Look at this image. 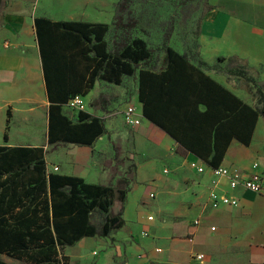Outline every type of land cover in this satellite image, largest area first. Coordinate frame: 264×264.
I'll use <instances>...</instances> for the list:
<instances>
[{"label":"trees","instance_id":"obj_1","mask_svg":"<svg viewBox=\"0 0 264 264\" xmlns=\"http://www.w3.org/2000/svg\"><path fill=\"white\" fill-rule=\"evenodd\" d=\"M135 3L119 1L113 25L120 33L112 46L109 24L35 20L51 103L48 143L92 148L106 134L105 122L84 111L71 118L64 107L74 96H87L97 82L119 86L125 78L138 76L144 118L176 141L179 151L219 168L234 139L250 146L259 119H264V82L249 79L254 85L252 108L206 76L201 69L207 68L205 62L192 66L188 53L166 45L168 63L158 71L148 44L131 35L138 25ZM7 4L0 0V8ZM236 61L241 60L220 58L219 64ZM217 91L225 99L221 101ZM10 118L8 111L6 142ZM46 155L44 148L0 147V255L28 264H67L65 247L84 238L108 239L125 227L123 212L137 167L129 166L115 185L89 184L83 178L49 173ZM119 164L125 165L123 159ZM116 204L120 207L114 213ZM95 214L104 215V221L95 224ZM0 264L9 263L0 259Z\"/></svg>","mask_w":264,"mask_h":264},{"label":"crops","instance_id":"obj_2","mask_svg":"<svg viewBox=\"0 0 264 264\" xmlns=\"http://www.w3.org/2000/svg\"><path fill=\"white\" fill-rule=\"evenodd\" d=\"M36 1L37 5L34 8L25 7L18 11L8 9L3 17L4 24L0 30V147L44 148L47 152L45 160L49 173L79 177L89 184L108 186L110 185L107 182L109 173L99 171L98 165L93 159V153L108 151L105 135L95 142L92 148L70 143L52 145L48 143L51 103L46 93L43 60L35 29V20L38 18H46L53 22L76 21L109 24L108 15H105L104 19H97L98 15L85 13L81 9V3L68 1L70 7H75V11L70 15L73 19L64 20L60 19L63 12L61 7L59 9L42 8L41 3L44 0ZM208 2L212 10L204 15L199 31L198 56L195 59H190L191 65L197 68L201 61L205 62L207 68L202 67L201 69L206 76L231 92L238 100L254 108L255 102L251 94L229 83L226 76L217 73L216 65L219 64L220 58L226 60L237 58L246 62L253 71L258 72L260 80L264 82V0H208ZM76 8L81 9L80 15H77ZM167 63L168 56L164 66L158 71L163 70ZM110 91L113 93L107 97L106 94ZM217 92L221 101L225 99L224 94L220 91ZM125 94L123 84L115 86L97 82L94 89L84 97L86 103L84 112L101 118L105 122L106 129L109 126L106 122L111 126V123L119 121L126 127L122 113L130 105L136 106V112L142 120L140 126L131 128L136 141L138 138L161 149L165 155L162 154L159 158L161 160L168 158L169 166L175 172H188L191 179L196 176L201 178V182L190 181L191 191L182 192L184 193L182 199L189 205H191L189 201H193L192 211H187L185 214L188 220L179 225L175 231L177 234L189 238V241L184 242L182 247L183 258L179 263L173 262L171 256L173 252L170 248V257L165 259L164 264H264V197L241 187L236 191L232 190L226 177L221 178L220 184L214 186L211 172L208 171L202 175L190 167V163L193 161L204 164L201 159L185 151H180L185 155L182 157L183 155L179 154L178 143L144 118L143 105L138 96L139 91L123 108L118 101H123L124 99L122 100L120 97L125 98ZM116 96L121 100H115ZM200 108L204 111L207 109L204 105H201ZM63 110H68L66 113L68 116L77 117V113L74 115L71 110L69 112L67 106ZM8 111L11 113V118L8 141L6 142L4 136ZM50 157L53 158L51 162H49ZM182 161L188 163L190 171L185 165L180 170ZM255 165L256 168H254ZM55 167L59 168L58 172L55 171ZM220 167L230 169L240 175L242 179L253 178L256 175L264 176L263 118H260L257 123L250 146L234 139L229 145ZM140 171L137 167L136 176H139ZM164 172L168 173V171ZM163 178L164 176H160L157 180L152 179L150 182L157 191L156 194H150L153 199H156L157 195L165 196L167 194L163 188ZM185 178L188 180L187 175ZM213 190L234 196L238 199L239 206L213 209L209 203V194ZM166 196L171 198L170 196L173 194L169 195L168 193ZM115 207H113V212L117 213L120 205L118 209ZM126 208L125 206L123 218L125 220L127 217L128 221L125 220V227L118 231V235L117 233L114 235V239L120 236L122 241H128L131 239L132 233L143 228L144 224L149 222L150 216L145 217L139 203L134 209L135 220H133V214ZM193 218L195 220L190 224V219ZM154 220L150 221L154 222ZM197 220L200 221L199 225L195 224ZM124 229H127V232L122 234ZM85 239L94 238H84L79 244ZM100 244L103 248L108 245L102 240ZM127 247L132 249V246L128 245ZM198 254L204 255L205 259L200 262L196 259Z\"/></svg>","mask_w":264,"mask_h":264},{"label":"rangeland","instance_id":"obj_3","mask_svg":"<svg viewBox=\"0 0 264 264\" xmlns=\"http://www.w3.org/2000/svg\"><path fill=\"white\" fill-rule=\"evenodd\" d=\"M6 1L8 2L7 7L4 6L0 9V30L4 24L3 17L8 9L18 11L25 7L31 9L37 5L36 0ZM68 1L81 3V9L85 13L98 15L99 18L96 16L97 19H104L105 15H108L107 19L112 27L108 40L111 46L114 45L118 36L116 34L120 33L113 25L120 0H44L41 7L49 9L51 7L59 9L61 7L63 12L61 17L59 16L60 19L70 20L73 19L70 15L75 11V7H70ZM208 8V0H136L133 10L138 25L131 32V35L135 38H141L148 44V48L153 51L154 63L152 65L155 64L157 69L162 68L166 62L167 55L164 52L166 45L177 52L188 53L196 58L198 55V31ZM81 9L76 8L77 15L81 14ZM166 33H170V40L166 39ZM228 64L229 62L218 64L217 73L226 76L229 83L234 84V87L238 89L246 90L253 98L251 89L254 88V85L249 82V79L253 78L261 82L259 73L253 71L244 61H236L232 65ZM234 65L243 67V70L231 71L230 68L228 69V67ZM137 78L138 76L125 78L122 83L126 96L125 98L120 97L124 100L118 102L123 108L131 102L132 97L138 94ZM107 93V97H110L113 92ZM120 98L116 96L115 100ZM63 112L66 114L68 110H63ZM72 113L74 112L72 111ZM106 123L110 126V123ZM109 126L105 134L108 151L93 153V159L98 165V170L108 172L109 179L107 182L115 185L119 176L126 175L129 166L135 164L141 171L139 176H136L137 170H135L134 182L131 186L132 191L129 194L126 209L133 214V220H135L136 212L134 209L139 203L141 212L145 214V217L152 216L155 220L154 222L150 220L146 222L144 227L142 226L143 228L132 233L131 239L128 241H122L123 239L120 236L114 239V235L116 233L118 235V232L109 237L111 240L103 238L85 239L84 242L77 243L73 247H65L62 250V256L68 257L67 264H142L144 262L164 264L165 259L170 257L169 252L172 248V261L179 263L183 258L182 247L184 242L189 241V238L181 236L175 231L179 225L186 223L188 220V217L185 216L186 212L193 209V201H189L191 204L189 205L187 201L182 199V194L191 191L190 181L201 182L200 176L191 179L187 174L188 172H175L170 168L168 158H164L165 160L159 158L164 154L161 149L138 138L136 141L133 129L125 127L122 122L117 121ZM118 153L121 157H118ZM179 154L183 155L180 151ZM52 159L50 157L49 162ZM120 159H123L124 166L119 164ZM182 162L180 170L184 165L189 170L188 163L186 161ZM164 171H168V173ZM186 175L188 180L185 178ZM160 176H164L162 180L163 188L167 191V194H173V196H170L171 198L166 196L167 194L165 196L157 195L156 199L150 197L151 193L156 194L157 192L150 182L152 179L157 180ZM118 207L119 204L115 208L118 209ZM126 219L128 221L127 217ZM194 220V218L190 219V224ZM103 221L104 215L95 214V224ZM126 232L127 229H124L121 233L125 234ZM101 240L108 244L107 247H102ZM128 245L129 247L132 246V249H128ZM0 259L9 264H28L2 255H0Z\"/></svg>","mask_w":264,"mask_h":264},{"label":"built area","instance_id":"obj_4","mask_svg":"<svg viewBox=\"0 0 264 264\" xmlns=\"http://www.w3.org/2000/svg\"><path fill=\"white\" fill-rule=\"evenodd\" d=\"M67 108L77 114L81 111H84L86 109V103L84 101V97L82 96L72 97L69 103L67 104ZM136 111H137L136 106L130 105L127 108V110H125L122 113L124 124L129 128L141 125V122H142L141 117H139ZM190 167L197 170L202 175L208 171L211 172L213 175L212 184L214 186L219 185L220 179L226 177L228 180V185L230 186L232 190L236 191L238 188L241 187L243 189L250 190L251 192L264 197V176L263 175H256L253 178L242 179L240 175L232 172L228 168H224V167L212 168L206 164H201L197 161L191 162ZM256 167L257 166L255 165L254 168ZM54 169L56 172L59 171V168L57 167H55ZM209 203L213 209H217V210L223 207H232V206L238 207L239 206V201L238 199L234 198V196L230 195L229 193L221 194L216 190H213L211 194H209ZM149 220L153 221L154 218L150 216ZM195 224L199 225L200 221L197 220ZM212 229L214 230V228ZM196 259L200 260L201 262L205 259V256L198 254L196 255Z\"/></svg>","mask_w":264,"mask_h":264}]
</instances>
